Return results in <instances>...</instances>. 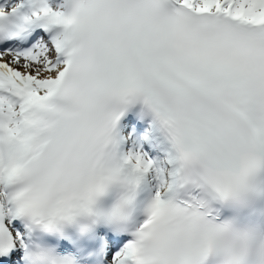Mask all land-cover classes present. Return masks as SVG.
<instances>
[{
  "label": "snow or ice",
  "instance_id": "6c2138e0",
  "mask_svg": "<svg viewBox=\"0 0 264 264\" xmlns=\"http://www.w3.org/2000/svg\"><path fill=\"white\" fill-rule=\"evenodd\" d=\"M0 264H264V0H0Z\"/></svg>",
  "mask_w": 264,
  "mask_h": 264
}]
</instances>
